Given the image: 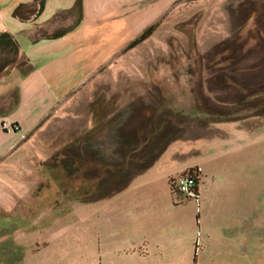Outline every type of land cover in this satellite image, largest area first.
<instances>
[{"label": "rangeland", "instance_id": "374dc122", "mask_svg": "<svg viewBox=\"0 0 264 264\" xmlns=\"http://www.w3.org/2000/svg\"><path fill=\"white\" fill-rule=\"evenodd\" d=\"M81 1L76 29L34 43L78 0L35 22L0 0L34 67L0 79V264H264V0ZM160 89L216 116L158 113ZM20 94L24 128L47 115L29 134L5 112ZM194 168L197 196L175 198Z\"/></svg>", "mask_w": 264, "mask_h": 264}, {"label": "trees", "instance_id": "16d2710c", "mask_svg": "<svg viewBox=\"0 0 264 264\" xmlns=\"http://www.w3.org/2000/svg\"><path fill=\"white\" fill-rule=\"evenodd\" d=\"M47 0H32L30 4H21L14 11V16L18 18L20 21L24 22H35L39 19V17L43 14L46 7ZM76 13V18L74 23L67 28L55 30L58 24L63 19H68L70 14ZM65 20V21H66ZM83 21V8L82 1L78 0V2L69 10H60L57 12L47 23L44 25H38L35 29L34 36L32 37V41L34 43H38L43 40H54L61 37H64L74 29H76ZM155 26L152 25L149 29H147L138 39H136L132 45H138L141 42L148 39L154 32ZM131 45V46H132ZM19 71L22 75L26 76L31 74L34 71V67L30 61V59L25 56L20 49V44L18 40L9 32L1 31L0 32V79L7 77L13 71ZM11 98H14V94H12ZM10 99V97H8ZM20 105V97L16 99L15 103L12 104L6 113L11 112L10 110L17 108ZM6 115L4 112L0 114V116ZM16 126V125H15ZM197 169V168H196ZM196 169H190L185 174H192ZM202 174V173H201ZM200 174V175H201ZM180 175V176H182ZM177 177H172L169 179V185L172 195L175 198L189 200L192 198L190 194H184L180 192L176 187V179ZM201 176L198 177L196 187L193 189L194 196H197L198 184Z\"/></svg>", "mask_w": 264, "mask_h": 264}, {"label": "crops", "instance_id": "0c3cea01", "mask_svg": "<svg viewBox=\"0 0 264 264\" xmlns=\"http://www.w3.org/2000/svg\"><path fill=\"white\" fill-rule=\"evenodd\" d=\"M35 74H37L36 73V71L32 74V76H35ZM26 78V77H25ZM8 79V78H7ZM7 79H5V80H7ZM5 80H4V82H5ZM188 90V89H187ZM187 90L185 91L184 90V94H182L183 96H187V99L185 100V99H181L180 98V96H181V94L179 93V94H176L175 92L174 93H172V91L171 90H164V89H160V92H162V96L164 97V100L166 101H168L170 104H167V101H166V103H164V100H162L163 101V106H162V110L161 111H159L158 113H160V112H166V111H169V110H172V111H177V112H179L180 111V109L181 108H188V109H185V113L186 114H188L189 116H192V117H200V118H202V116H207V117H211V116H213L214 115V117L216 116V114H214V113H208V112H205V110H204V108H203V106L201 105V104H198L197 102H196V99H194V96H195V94H193L192 92L191 93H187ZM164 92V93H163ZM21 95V99H20V105L18 106V108L13 112V114L12 115H10V116H8V118H10V119H12V122H17L19 125H20V127H21V130L20 131H22V132H24L25 134L26 133H31L33 130H35V129H38L39 127H42V126H40L41 125V123H42V121L44 120V118H46V116L47 115H44V116H42V118L41 117H39L38 116V118L36 119V121H35V124L34 123H32V127H29V128H24V126L21 124V122L18 120V119H16L15 118V114H16V112L19 110V109H21V108H23L24 107V97H23V95L22 94H20ZM177 96L179 97L178 99H177ZM188 97H190V98H188ZM57 106H61V105H57ZM200 108V109H199ZM53 109H56L55 107L53 108ZM166 109H169V110H166ZM71 110V109H70ZM179 110V111H178ZM190 110V111H189ZM52 111V110H51ZM61 111H62V109L61 108H59L58 110H57V112L58 113H61ZM182 112H183V110H181ZM215 125V124H214ZM213 128H214V126H212ZM211 127V128H212ZM212 131H213V129H212ZM195 169V168H194ZM190 170V169H189ZM188 170H186V171H184V172H182L181 174H179V175H177V176H180V175H182L183 173H185V172H187ZM176 176V177H177ZM201 178V177H200Z\"/></svg>", "mask_w": 264, "mask_h": 264}, {"label": "built area", "instance_id": "2783aa9c", "mask_svg": "<svg viewBox=\"0 0 264 264\" xmlns=\"http://www.w3.org/2000/svg\"><path fill=\"white\" fill-rule=\"evenodd\" d=\"M201 173L202 169L197 168L192 174L179 176L176 179L177 189L184 194H190L192 197H194L193 189L196 187L198 177Z\"/></svg>", "mask_w": 264, "mask_h": 264}]
</instances>
